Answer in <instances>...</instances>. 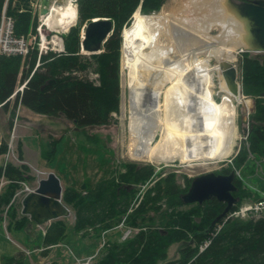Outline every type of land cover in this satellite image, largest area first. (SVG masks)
<instances>
[{
	"label": "trees",
	"instance_id": "obj_1",
	"mask_svg": "<svg viewBox=\"0 0 264 264\" xmlns=\"http://www.w3.org/2000/svg\"><path fill=\"white\" fill-rule=\"evenodd\" d=\"M164 1L75 0L76 22L63 35V52L38 56L34 47L24 58L0 54V108L14 114L9 105L15 92L14 107L20 104L37 113L63 115L79 129L108 123L111 114L119 109L122 29L130 24L138 8L149 14L158 11ZM28 3L29 0H0V13L6 5V15L13 19L16 35L35 31L37 22ZM99 17L112 20L113 30L101 52L83 54L82 30ZM240 57L242 91L253 97L254 106L249 114L247 147L233 158L235 166L244 164L248 154L264 159V58L246 51ZM90 69L97 74L98 83L74 74ZM18 83H23L22 91H16ZM55 150L52 144L49 150L42 149L41 155L50 162ZM7 152V141L0 134V156ZM122 167L92 185L82 183L80 188L70 185L63 189L62 200L74 210L73 229L79 236L91 233L99 237L120 222L137 228L131 237L106 241L96 264H264V217L224 221L220 214L225 203L214 197L181 209L184 203L180 196L190 186L189 178L184 176L180 184L176 173L163 174L162 169L156 170L151 164L123 163ZM28 170L25 164L0 163V181H6L0 191V215L8 218L9 230L19 231L27 222L26 215L16 218L13 199L21 182L33 178ZM234 184L238 190L233 195L238 200L229 211L238 208L244 196L252 197L240 179H235ZM141 186L146 189L139 194ZM253 198L260 199L255 195ZM66 230L63 219L50 221L41 235V244H58ZM207 240L206 247L200 249ZM178 242L179 258L167 260L168 247ZM0 264H24V255H5Z\"/></svg>",
	"mask_w": 264,
	"mask_h": 264
},
{
	"label": "bare ground",
	"instance_id": "obj_2",
	"mask_svg": "<svg viewBox=\"0 0 264 264\" xmlns=\"http://www.w3.org/2000/svg\"><path fill=\"white\" fill-rule=\"evenodd\" d=\"M76 17L73 0H63L52 3L41 22L48 29L67 28ZM214 26L219 33L211 35ZM242 32L225 0H168L158 12L133 13L122 33L132 105L126 147L133 158L206 163L231 154L238 139L237 107H250L251 101L228 90L218 61L234 58ZM138 88L150 100L149 122L134 99Z\"/></svg>",
	"mask_w": 264,
	"mask_h": 264
},
{
	"label": "rangeland",
	"instance_id": "obj_3",
	"mask_svg": "<svg viewBox=\"0 0 264 264\" xmlns=\"http://www.w3.org/2000/svg\"><path fill=\"white\" fill-rule=\"evenodd\" d=\"M167 1L165 0L161 7ZM62 3L63 0L58 4ZM73 3L76 5L75 0H73ZM28 5L33 17L36 18V31V27L41 24L38 11L39 0H29ZM132 20L133 15L130 24ZM75 22L76 19L67 28L48 29L42 25V32L47 34L48 39L56 34L61 38L64 46L63 35ZM123 29L121 32L122 41L119 67V109L118 112L111 114L108 123L79 129L63 115L37 113L20 104L14 107L13 100L15 95L11 97L9 105V109H12L14 112L13 115H10L8 111L4 112L0 108V134L8 144V152L0 156V163L10 162L16 166L25 164L29 168L28 173L33 176L30 181L21 182V188L15 193L13 203L17 211L16 218L23 215L21 213V200L23 196L28 190L34 189L37 186L38 179L46 177L49 172H53L59 177L63 189L70 185L80 188L82 183H86L89 186L97 180L107 177L111 170H123V163H136L139 165L151 164L156 170L162 169L163 174L174 172L178 175V182L180 184L184 182V176L192 181V179L209 172L225 174L221 172L224 169L230 168L229 173L234 174V180L240 179L243 183L242 187L252 195V197L244 196L239 207H243L256 200L257 198H253V195L258 198L263 197L264 159L254 158L248 154V159L244 164L235 166L233 163L235 155L247 147L246 139L251 128L249 114L253 111V97L251 96L243 94L245 98L251 101L250 107H247L246 104H241L237 107L236 126L238 139L231 154L228 156L229 158L226 157L227 159L224 158L221 161L216 160L206 163L201 161L183 163L176 160L168 164L135 159L128 153L126 142L132 105L130 101V88L128 86V70L122 67ZM218 33V26H214L210 30L211 35ZM234 55V58L229 61L236 66L238 70L237 79L241 83V52L238 51ZM215 62L217 61L213 58L211 63ZM74 74L87 76L90 80L98 83V76L92 69L83 73L75 72ZM151 82L153 83V78ZM215 82L217 84L216 78ZM22 85L23 83H18L17 88L22 87ZM168 85L169 83L163 89ZM219 96L220 94L217 92L215 99L218 100ZM134 99L138 105V109H141L139 111H142V117L144 118L143 115H148L146 120L148 122L153 120V114H149L150 111H148L150 100L145 96L144 90L138 88V94H135ZM161 101H163V95H161ZM52 144H54V148L56 147V154L54 157H51L52 161L49 162L42 157L41 150H49ZM19 150L21 151L22 157H19ZM145 189V186H141L139 194ZM237 190L238 188L235 191ZM189 207L190 205L184 204L180 208L188 209ZM67 208V215L58 218L63 219L66 224L67 234L65 238L58 244L47 247L41 244V235L45 232L50 221L37 225L26 215L27 222L25 226L19 231H16L15 229H7L8 218L5 214L0 215L3 216L2 220H0V263L2 257L5 255L10 256L21 253L24 255V264H83L92 254L96 255L92 264H96V260L104 251L103 242L115 239L121 240L122 231H124L125 227L133 228L129 237L137 232V228L127 226L124 222H120L112 229L101 233L99 237L90 235L91 233L88 236H79L73 229L74 210L70 206H67ZM238 208L225 213L224 218L227 214ZM235 217L230 216V218ZM180 245L181 243L178 242L168 247L167 260L179 258Z\"/></svg>",
	"mask_w": 264,
	"mask_h": 264
},
{
	"label": "water",
	"instance_id": "obj_4",
	"mask_svg": "<svg viewBox=\"0 0 264 264\" xmlns=\"http://www.w3.org/2000/svg\"><path fill=\"white\" fill-rule=\"evenodd\" d=\"M62 0H40L39 13L42 15L50 11L52 3ZM225 4L233 18L241 24L240 52L252 53L255 57L264 58V0L236 1L225 0ZM137 10L140 11L138 8ZM113 30L110 19L100 17L92 19L85 25L81 34V52L94 54L102 51L103 43ZM218 67L226 87L233 95L242 94V85L238 81L236 66L227 59H220ZM254 106V102H253ZM247 121V119H246ZM237 189L234 184V174H216L209 172L192 179L187 191L180 198L184 204L202 203L216 198L224 202L225 207L220 216H224L238 200L233 195ZM63 188L59 177L49 172L46 177L37 181V186L28 190L21 200V213L27 215L31 221L41 225L51 220L67 215L68 208L62 200Z\"/></svg>",
	"mask_w": 264,
	"mask_h": 264
},
{
	"label": "built area",
	"instance_id": "obj_5",
	"mask_svg": "<svg viewBox=\"0 0 264 264\" xmlns=\"http://www.w3.org/2000/svg\"><path fill=\"white\" fill-rule=\"evenodd\" d=\"M38 7L40 8V4L38 5ZM39 17L41 18V15H39ZM34 47H37L38 55H41L42 53L45 54L49 51H53L56 53L64 51V47L60 37L54 34L48 39L47 34L42 32V22L40 26L36 27V32L34 33L30 32L26 36L16 35L14 32V21L10 16L6 15V5H4L0 13V54L21 55L22 57H26ZM22 88L23 85L22 87L17 88L16 91H21ZM5 182V180L1 179L0 191ZM230 216H236L241 219H257L260 217H264V196L260 199L252 201L251 203L243 207H239L233 212H230L226 215L224 221L230 218ZM222 224L218 225L216 227V230H219ZM132 231L133 228L125 227L124 231H122L121 239L129 237ZM104 243L105 242H103V245ZM208 243L209 240L205 241V243L200 246V249L206 247ZM95 256V254L90 255L87 261H85L83 264H92ZM185 264H190V261L186 262Z\"/></svg>",
	"mask_w": 264,
	"mask_h": 264
},
{
	"label": "flooded vegetation",
	"instance_id": "obj_6",
	"mask_svg": "<svg viewBox=\"0 0 264 264\" xmlns=\"http://www.w3.org/2000/svg\"><path fill=\"white\" fill-rule=\"evenodd\" d=\"M236 1H239V0H236ZM196 204H197V202H196Z\"/></svg>",
	"mask_w": 264,
	"mask_h": 264
}]
</instances>
